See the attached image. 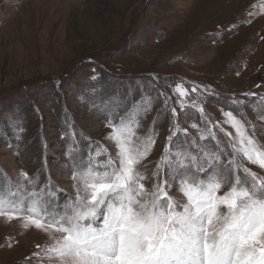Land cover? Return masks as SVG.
Returning <instances> with one entry per match:
<instances>
[{"label": "rangeland", "instance_id": "374dc122", "mask_svg": "<svg viewBox=\"0 0 264 264\" xmlns=\"http://www.w3.org/2000/svg\"><path fill=\"white\" fill-rule=\"evenodd\" d=\"M177 84L213 122H223L221 109L237 98L247 105L239 111L264 128V0H0V174L13 182L22 172L39 175L37 187L58 186L55 201L65 208L83 195L74 159L87 164L97 145L115 155L109 121L119 124L151 100L135 129L143 138L157 125L142 162L150 175L167 143L171 107L181 113ZM187 111L180 126L197 137L190 125L201 116ZM258 139L264 143V133ZM51 243L46 232L0 216V264H36L33 253Z\"/></svg>", "mask_w": 264, "mask_h": 264}, {"label": "snow or ice", "instance_id": "6c2138e0", "mask_svg": "<svg viewBox=\"0 0 264 264\" xmlns=\"http://www.w3.org/2000/svg\"><path fill=\"white\" fill-rule=\"evenodd\" d=\"M174 92L181 113L171 107L167 143L150 175L142 162L155 145L157 125L143 138L135 129L151 100L119 124L109 121L115 155L97 145L87 164L74 159L72 178L83 195L65 208L55 201L58 186L49 181L37 187L39 175L22 172L13 182L0 174V216L19 219L25 229H40L52 240L33 253L36 264L53 259L59 264H264V176L247 166L264 170V143L258 139L264 128L239 111L247 107L244 100L233 98L230 109H221L223 122H213L203 104L186 102L183 84ZM170 99L163 101L165 107ZM187 109L201 116L203 127L190 125L197 137L180 126Z\"/></svg>", "mask_w": 264, "mask_h": 264}]
</instances>
